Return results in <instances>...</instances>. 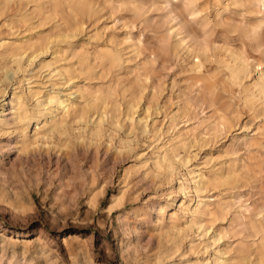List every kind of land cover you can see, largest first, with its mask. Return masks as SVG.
Returning a JSON list of instances; mask_svg holds the SVG:
<instances>
[{"label":"clouds","instance_id":"obj_1","mask_svg":"<svg viewBox=\"0 0 264 264\" xmlns=\"http://www.w3.org/2000/svg\"><path fill=\"white\" fill-rule=\"evenodd\" d=\"M0 264H264V0H0Z\"/></svg>","mask_w":264,"mask_h":264}]
</instances>
